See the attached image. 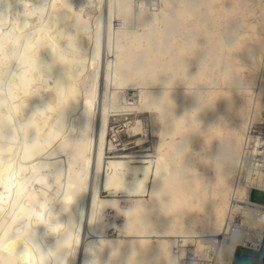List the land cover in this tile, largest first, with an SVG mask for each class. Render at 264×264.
Listing matches in <instances>:
<instances>
[{"label":"bare ground","instance_id":"1","mask_svg":"<svg viewBox=\"0 0 264 264\" xmlns=\"http://www.w3.org/2000/svg\"><path fill=\"white\" fill-rule=\"evenodd\" d=\"M147 7L146 0H0V264H88V246L102 242L123 244L124 256L135 242L149 262L163 250L174 264H230L233 245L262 242L264 204L249 196L253 188L264 190V134L254 131L255 124H264V56L240 69L248 81L243 97L235 91L231 97L214 94L209 98L214 109L201 116L205 126L223 119L238 130L228 183L211 192L198 188L201 206L172 223L155 210L150 196L165 165L159 125L141 89L111 72L113 32L124 20L136 22ZM224 23L227 18L218 17V26ZM249 38L264 46V28L249 25ZM69 44L79 58L75 99L60 110L56 87L66 69L58 50ZM240 59L251 66L246 53ZM37 62L46 66L43 74H37ZM196 71L193 61L190 72ZM130 90H137L134 100ZM151 91L158 95L161 88ZM173 99L177 116L193 103L182 85ZM130 113L137 114L128 123L130 133L144 135L137 139L138 151L122 152L108 137L110 122ZM143 115L156 135L154 149L144 144L150 129ZM205 144L199 136L191 138L195 153ZM216 149L214 142L211 151ZM189 161L214 182L211 167ZM133 199L145 202L147 223L136 236H126L119 210ZM110 251L102 252V264ZM50 252L57 255L45 260Z\"/></svg>","mask_w":264,"mask_h":264},{"label":"clouds","instance_id":"2","mask_svg":"<svg viewBox=\"0 0 264 264\" xmlns=\"http://www.w3.org/2000/svg\"><path fill=\"white\" fill-rule=\"evenodd\" d=\"M220 16L226 17L227 23L218 26ZM253 23L264 28V0H159L155 11L149 6L141 9L136 22L124 20L112 34L111 72L141 89L146 96L145 107L159 125L165 165L157 175L150 196L155 210L172 223L201 206L203 192H198V188L211 192L228 183L238 156L234 140L238 130L230 128L223 119L205 126L201 116L214 109L215 104L209 103L214 94L223 91L231 97L235 91L242 97L245 95L248 81L240 69H249L264 56V46L258 48L249 38V25ZM245 53L251 66L240 59ZM12 55L5 53V59L10 60ZM58 56L66 69L56 87L58 107L63 110L75 99L73 71L79 58L72 44L60 48ZM193 61L197 65L194 74L190 72ZM45 67L37 62V74H43ZM181 72L183 75L177 78ZM177 85H182L185 94L193 100L191 107L185 108L179 116L173 99ZM157 86L161 88L158 95L151 91ZM193 136L206 141L199 153L191 148ZM214 142L217 149L212 152ZM189 157L211 167L215 172L214 182L198 173ZM119 213L125 218L123 232L126 236H136L147 223L143 200L133 199L130 206ZM123 247V244L114 247L109 243H93L87 249L88 264H102L100 256L105 248L111 249L105 264H174L169 252L161 250L159 256L149 262L145 259L146 250L137 243L130 245L126 256ZM56 255L50 252L44 258Z\"/></svg>","mask_w":264,"mask_h":264},{"label":"rangeland","instance_id":"3","mask_svg":"<svg viewBox=\"0 0 264 264\" xmlns=\"http://www.w3.org/2000/svg\"><path fill=\"white\" fill-rule=\"evenodd\" d=\"M130 97L132 100L135 99V96L137 95V90H130ZM136 113H130L126 115H116L112 116L111 122H110V129L108 133L109 139H114L116 144H118L120 151L122 152H131V151H138L140 149V146L137 142V139L144 134L141 133L139 135L133 136L128 127V123H132L135 118H136ZM144 119L145 125L148 127L149 126V116L148 115H143L141 116ZM149 128V127H148ZM150 130L148 131V138L147 141L144 142L145 145H148L151 149H154V139L156 138V135L151 132L152 129L151 127L149 128ZM115 130V131H114ZM255 133H263L264 134V124H255L254 127ZM126 146V149H122L123 147ZM109 154V155H108ZM107 155L110 156L113 153H108ZM105 194V192H102ZM242 220V216L238 215L236 218V222L240 223L239 221Z\"/></svg>","mask_w":264,"mask_h":264},{"label":"water","instance_id":"4","mask_svg":"<svg viewBox=\"0 0 264 264\" xmlns=\"http://www.w3.org/2000/svg\"><path fill=\"white\" fill-rule=\"evenodd\" d=\"M250 200L264 204V190L251 189ZM230 264H264V237L260 248H253L243 244L233 245Z\"/></svg>","mask_w":264,"mask_h":264},{"label":"snow or ice","instance_id":"5","mask_svg":"<svg viewBox=\"0 0 264 264\" xmlns=\"http://www.w3.org/2000/svg\"><path fill=\"white\" fill-rule=\"evenodd\" d=\"M146 3H147V5L149 6V7H151L152 8V10L153 11H155L156 10V5H154L152 2H151V0H146ZM71 5H69V7H70ZM36 7H46V6H36ZM68 28H69V30H71V28H72V26H68ZM31 39V38H30ZM183 124V122H181V125ZM180 125V126H181ZM253 163V165L255 164V162H252ZM21 211L23 212V213H26V214H31V212L33 211V209H21ZM10 243V245L11 244H14L15 243V241H10L9 242ZM27 253H26V250H23L22 252H21V255L23 256V255H26Z\"/></svg>","mask_w":264,"mask_h":264},{"label":"built area","instance_id":"6","mask_svg":"<svg viewBox=\"0 0 264 264\" xmlns=\"http://www.w3.org/2000/svg\"><path fill=\"white\" fill-rule=\"evenodd\" d=\"M239 222H240V224H241V223H242V220H240ZM241 225H242V224H241ZM262 241H263V240H262ZM261 244H262V242H261L260 244H258V245H253V242H249L248 245H247V244H243V245H245V246H250V247H253V248H260Z\"/></svg>","mask_w":264,"mask_h":264}]
</instances>
